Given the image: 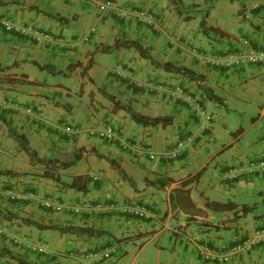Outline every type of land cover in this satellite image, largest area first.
Instances as JSON below:
<instances>
[{
	"label": "crops",
	"instance_id": "1",
	"mask_svg": "<svg viewBox=\"0 0 264 264\" xmlns=\"http://www.w3.org/2000/svg\"><path fill=\"white\" fill-rule=\"evenodd\" d=\"M109 1H114L116 7L110 6ZM29 6L73 18L61 22L36 13ZM121 10L149 12L155 18L154 24L146 25L134 17H122L118 14ZM4 21L22 28L24 34L7 31ZM201 21L216 29H209L204 34ZM169 28L178 31L171 33V40L162 41V35ZM40 29L48 32L50 38L37 35L36 30ZM117 37L138 41L157 61L186 65L201 74V79L195 81L155 68L133 48L113 50L116 61L121 60L133 75L137 70L136 62L143 61L138 72L140 78L135 76L137 79L181 84L185 94L211 115L208 129L199 131L193 107L185 98L170 99L163 92L137 88L112 72V64L103 71L108 75L106 93L142 114H169L172 123L142 126L122 109L115 108L106 97L108 114L102 113L103 121H108L121 133L125 145H121V140L90 137L87 129L82 130L81 124L89 120V105L97 102L91 104L89 99L84 101L81 97L75 101L73 95L93 91L86 78L94 79V75L100 73L94 67V55L100 52L101 44H110ZM192 39L197 41L193 43ZM244 39L254 49L264 50V0H178L177 7L168 0H0V116L5 119V122L0 121V170L15 172L0 173V211L12 212L46 226H86L107 232L88 235L38 228L0 214V264H85L81 258L70 256L69 251L102 248L112 250L110 257L100 262L87 260V264H125L126 251L121 246L125 239L149 233L160 235L166 230L170 231L173 245L177 240L183 249L168 250L169 254L159 258L157 264H213L202 259L199 244L229 251L234 244L264 226V172L241 171L246 162L241 156L234 157L235 164L229 163L231 156L226 153L232 142L230 145L221 143L219 152L213 153L208 148L207 161L197 163L196 167L192 163V158L199 153L203 136L216 139L227 134L225 126L214 119L215 110L221 104L207 99L198 84L207 86L213 94L220 96L225 106H229L230 100L243 102L233 92V85L245 82L254 104L259 105L264 114L261 101L264 97L256 99L252 87L259 89V84L264 82V62L235 68L215 66L210 62L243 49ZM6 53L10 60L2 59ZM33 62L50 65L54 73L39 69ZM86 62L91 64L81 74ZM68 65L70 70L66 71ZM58 70L60 72L56 73ZM57 75L72 80L78 90L70 87L71 83L65 78H55ZM250 78L255 85L251 84ZM93 99L103 101L95 95ZM28 108L33 112H28ZM38 112L43 115L39 116ZM6 125L23 131L38 156L70 162L65 168L54 169L57 180L43 175L46 168L37 163L24 168L12 167L11 161L18 150L16 142L6 133ZM161 132L164 137L173 135V138L166 141L162 150L152 153V140H157ZM175 138L186 140L185 151L175 159L162 157L160 154L171 148ZM2 152L6 156H2ZM109 158L124 176L110 164ZM229 165L240 169L237 177H227ZM197 169L201 173L193 178ZM93 174L99 178L94 180ZM182 182L186 184L182 185ZM70 183L72 185H66ZM177 185H192L197 204L207 209L211 217L183 215L170 197V189ZM10 189L23 192V195L34 192L36 196L12 200L8 196ZM44 200L58 203L62 208L46 209L41 206ZM207 200L232 201L245 204L251 210L230 219V211L208 209L205 206ZM98 201H113L118 207L100 211L82 209L79 213L71 210L72 206L80 207L84 202L94 205ZM131 203L144 204L150 216L137 218L122 212L120 206ZM222 217L224 219L220 221ZM171 222H174L173 228H170ZM114 228L129 230V233L120 237L124 238L122 241H116ZM13 236L57 249L34 252L27 244H13L10 239ZM144 245L141 244V248ZM119 250L124 251L120 253ZM214 264H264V241L248 251L232 253L226 263Z\"/></svg>",
	"mask_w": 264,
	"mask_h": 264
},
{
	"label": "rangeland",
	"instance_id": "2",
	"mask_svg": "<svg viewBox=\"0 0 264 264\" xmlns=\"http://www.w3.org/2000/svg\"><path fill=\"white\" fill-rule=\"evenodd\" d=\"M181 24H183V22ZM186 25L187 23L184 22V26ZM173 31L176 32L178 30L177 29L172 30L171 28H169L168 32L162 35L164 37V38H161L162 41L171 40V33ZM195 41H197V39L195 40L192 39L193 43H195ZM100 52L102 51L100 50ZM100 52L94 55V58L96 60L94 67L96 69V72L99 71L100 73H98L97 76L94 75L95 76L94 79L90 77L86 78L87 83L93 86V91L88 92L85 90L83 95H80V93L78 94V92H75V94L73 95V98L75 99V101H77L78 97H81L84 101L89 99L88 101H90L91 104H94L95 102H97V104L93 106L89 105L90 109L87 114V116H89V120L81 124V128L83 131H85V129H88L89 127H92V126L96 127L97 125L101 124V122L104 120L103 114L104 113L108 114V104H107L108 101H107L106 96L102 93V91L107 92L108 90L107 83H106V81L108 80V75H105L103 71L105 72L112 64L113 66L111 68H114L115 64L122 63L121 60L116 61V52H113V51L108 52V53H100ZM9 58L10 57L8 53L4 54V56L2 57L3 60H10ZM145 61L148 62L147 60ZM90 64L91 63L89 62L85 63V66L82 67L81 69V74L85 73V70L90 66ZM135 65L137 67V70L135 71L134 76L138 77L139 75L138 72L143 67L142 66L143 61L136 62ZM43 70H46V69H43ZM67 70H70V68H66V71ZM43 76H45V74ZM55 78H65L64 80L66 82L71 83L70 87H72L75 90H78V85H74L72 80H68L66 79V77H62L61 75H57ZM249 80L252 82L251 83L252 85H255V82L253 79L250 78ZM259 85H261L260 86L261 88L259 89H257L256 86H255L256 88L252 86L254 89L253 96L256 99L261 98L262 96L264 97L263 95L264 82H262ZM248 86L249 85L245 84V82H242L240 84L236 83L233 85V89H234L233 92L235 93V95L239 96L243 102L235 103L236 101L230 100L229 106H225V103L223 102L221 106L217 110H215L216 114H215L214 119L215 121H220L225 126L227 134L225 135L221 134L217 136L216 139H212L210 138V136L202 137V141L199 144V147H200L199 153L197 154L196 158H192L193 159L192 163H194L195 167L198 165L197 163H200L202 161H207L208 154H209L208 148H210V150L213 153L219 152L218 149H222L221 143H226V145H230L232 142V144L230 145L231 147L228 150V153H226L231 156L229 157V163L231 164H235L234 157L236 156L244 157L243 160L247 161L248 159H254V160L258 159V155L264 154V114L261 113L260 106L254 104L253 97L251 96L252 95L251 90L248 88ZM231 90L232 89H230V91ZM94 95L103 101H100V100L96 101L95 99H93ZM168 97L170 99L177 98V97H171V96H168ZM261 101L264 103V98ZM208 127L209 126H207V129ZM170 138L172 139L173 135L171 136L168 135V137L166 136L164 137V135L161 132L157 140L155 139L152 140L151 152L152 153L156 152L157 149L162 150L165 146L166 141L169 142ZM16 146H17L18 151L15 153V158L11 161L12 167L13 166L16 167L18 165L19 168H24V167H27L29 164L30 165L36 164V163H32L28 159V156L26 155V153L22 151L18 147V145ZM2 156H6L4 152H2ZM208 167L210 169L212 168L211 163L209 164ZM53 172L56 173V171H53ZM194 195L196 199H198L196 190H194ZM173 225H174V222H171L170 228ZM158 228H159V225L156 224V229ZM113 232L115 233V235H117L115 240L122 241L124 238H120V237L122 235H126L127 233H129V230H125V229L121 230V229L114 228ZM169 234H170V231L166 230L160 235L152 236L151 233H149L145 235H137L133 239H125L121 243L122 244L121 246H123V249H125L126 251L125 257H124V263L125 264H157V260L159 258H163L166 256V254H169L168 250H182L183 247L179 243V241L176 240V243L174 242V245H173V238ZM141 244L144 245L142 248H141ZM157 245H162L164 248H159ZM50 246L48 248L50 251L52 249H57L54 246H51L52 248ZM123 251L119 250L120 253H123ZM81 260L82 261L84 260L83 262L87 264V259H81ZM211 263L214 264V262H211Z\"/></svg>",
	"mask_w": 264,
	"mask_h": 264
},
{
	"label": "built area",
	"instance_id": "3",
	"mask_svg": "<svg viewBox=\"0 0 264 264\" xmlns=\"http://www.w3.org/2000/svg\"><path fill=\"white\" fill-rule=\"evenodd\" d=\"M108 4L112 7H116L114 1H109ZM121 15H128L130 17H134L137 21L146 23V24H153L154 23V16L149 12L144 11H136L131 10L128 12L126 10H121L119 12ZM5 27L8 30H15L23 33V29L20 27H13L12 25L5 22ZM36 34L42 36L44 38H50L48 34H44L41 31L36 30ZM211 64L215 66H220L224 68H235L239 67L240 65L246 64H253V63H260L264 62V50H256L254 49L247 39L243 40V49H239L234 53L227 54L225 56L212 59L210 60ZM118 74L123 77H130L132 76V72L129 70H125L121 65H116L114 68ZM132 81L138 86L148 89L149 91L152 90H162L166 92L171 97H183L185 101L188 102L192 107L195 114V117L198 121L199 131H205L207 126L211 120V115L206 112V110L200 106L196 101H193L192 98L185 94L184 87L180 84H166V83H156L153 81H146L140 82L135 79ZM30 111V109H27ZM42 115V113H40ZM88 135L93 138L101 139V140H121V133L117 131L111 124L102 123L97 127H91L88 129ZM121 145H125L124 142L121 140ZM186 147V142L182 139L176 140L172 145L171 148L164 154L163 157L174 159L179 157ZM243 172L247 173H256V172H264V156L258 159H248L245 162L243 167ZM240 169L230 166L227 170V177L228 178H235L238 176ZM95 179L98 176H94ZM10 193V197L12 199L15 198H25L26 196L12 194ZM29 197H32L33 194L29 193ZM43 206L48 209L52 210H60L62 208L61 205L54 203L52 201H44ZM118 206L114 202L110 203H102L97 202L94 205H91L88 202H84L80 207L76 206L73 207L72 210L75 213L80 212V210H111L116 209ZM120 209L122 212L133 215L137 218H143L150 216L148 209L142 203H131L126 205H121ZM264 241V227H260L254 230L250 235L245 237L243 240L239 241L238 243L234 244L229 251H225L223 249L214 248L209 246L205 243L198 245L199 254L205 261H211L215 263H226L230 259V255L232 253L240 252V251H248L253 246L261 243ZM13 242L17 244L26 243L24 238H13ZM32 251H39L42 253L47 252V247L45 244H28ZM112 250L109 248H102V249H84L78 252L70 251L69 255L77 256L81 259H87L91 262H100L110 257Z\"/></svg>",
	"mask_w": 264,
	"mask_h": 264
},
{
	"label": "trees",
	"instance_id": "4",
	"mask_svg": "<svg viewBox=\"0 0 264 264\" xmlns=\"http://www.w3.org/2000/svg\"><path fill=\"white\" fill-rule=\"evenodd\" d=\"M173 6L177 7V3L178 0H168ZM29 9H32L34 12L36 13H41L43 15H45L46 17L49 18H54L58 21L61 22H67L68 20L72 19L73 16H63L60 15L58 13H52L48 10H44V9H39L36 6H29ZM201 27L203 29L204 34H207V30H213L216 29L214 27H209V26H205L203 24V21L200 22ZM40 31H42L40 29ZM222 34V33H221ZM223 35V34H222ZM119 48H133L135 49L138 54L145 58L148 59V61L155 67L158 69H162L164 71H168V72H175L181 76L190 78L192 80L198 81L201 79V74L195 72L194 70H192L191 68L187 67L186 65H180V64H174L171 63L169 61H165V62H160L157 61L156 59H154L149 52H147L143 46L136 40L131 39V38H123V37H117L115 38L112 43L110 44H101L99 46V50H101L102 52L108 53L111 52L115 49H119ZM37 67L39 69H46L48 72L54 73L52 71V68L50 67V65L48 64H39L34 62ZM88 65V64H87ZM69 68V65L67 66ZM60 71L58 70L56 73H59ZM200 89L204 92V94L206 95V98L220 103H223V100L220 98V96L213 94L212 91L205 85L203 84H198ZM102 93L108 97L111 102L114 103L115 108L118 109H122L124 112H126L130 119L133 120L135 123H138L142 126H146V125H156L159 124L161 126H166V125H170L172 123V116L169 114H158V115H147V114H142L140 112H137L135 110H133L131 108V106L128 103L125 102H119L117 99L114 98L113 95H110L108 93H106L105 91H102ZM0 121L5 122L4 117L0 116ZM6 133L9 137H11L16 144L18 145V147L24 151L26 153V155L28 156V159L32 162V163H37L40 165H43L46 170L43 172L45 176L48 177H52L53 179L57 180L58 176L55 174L54 169L55 168H65L69 165L70 162H64L61 160H58L56 157H47V156H38L37 152L35 151V149L31 148L28 142V139L25 135V133L23 131H18L13 129L11 126L6 125ZM109 162L112 166L115 167L116 170H119L122 173V176H124L123 171L119 168L118 165H116L114 163V160L112 158H109ZM201 170H199L198 172H196L192 177L196 178L199 174H200ZM0 173H15V172H11L10 170H5L2 171L0 170ZM23 174L24 172H20L19 174ZM129 182L131 184H133L132 180L129 178L128 179ZM186 184L185 182H182V185ZM66 185H72L70 184H66ZM170 197L171 200L173 202V195L172 193H170ZM205 206L212 210V211H230V219H235L238 218L240 216L245 215V213H247L248 211L251 210V207L245 205V204H237L235 202L232 201H214V200H207L205 202ZM173 205L175 206L174 202ZM0 214L8 219H19L22 220L23 222H25L26 224H33L38 228H52V229H57L63 232H72V233H86L88 235H102V234H106L107 232L103 229L100 228H90V227H86V226H73V225H65V226H61V225H43L40 223H37L34 220H31L29 218L26 217H21L15 213L12 212H8V211H0ZM224 218H220L219 220L222 221ZM206 221V220H203ZM208 221V220H207ZM206 221V222H207ZM2 250V249H0ZM3 252V251H1Z\"/></svg>",
	"mask_w": 264,
	"mask_h": 264
},
{
	"label": "water",
	"instance_id": "5",
	"mask_svg": "<svg viewBox=\"0 0 264 264\" xmlns=\"http://www.w3.org/2000/svg\"><path fill=\"white\" fill-rule=\"evenodd\" d=\"M176 208L185 216L210 218L207 209L199 206L193 196V186H173L170 189Z\"/></svg>",
	"mask_w": 264,
	"mask_h": 264
},
{
	"label": "clouds",
	"instance_id": "6",
	"mask_svg": "<svg viewBox=\"0 0 264 264\" xmlns=\"http://www.w3.org/2000/svg\"><path fill=\"white\" fill-rule=\"evenodd\" d=\"M118 14L121 15L120 13H118ZM121 16H122V17H125V16H128V15H125V16H124V15H121ZM129 17H130V16H129ZM154 19H155V18H154ZM135 20H136V19H135ZM136 21H137V20H136ZM154 21H155V20H154ZM5 22H7L8 24L12 25L13 27H18V26H15V25H13L11 22H8V21H4V22H3V25L5 24ZM138 22H139V21H138ZM140 23H142V22H140ZM142 24H146V23H142ZM153 24H154V23H153ZM153 24H146V25H151V26H152ZM4 28L6 29L5 25H4ZM6 30H7V31H11V32L21 33V32H19V31H15V30H13V29H12V30H8V29H6ZM37 31H40V30H37ZM41 32H43V31H41ZM43 33H44V34H48V35L50 36V34H49L48 32H43ZM21 34H24V32L21 33ZM25 34H27V33H25ZM116 65H121L125 70H129V71L132 72V70H131L129 67H126L124 64L122 65V63H118V64H116ZM116 65H115V66H116ZM115 66H114V68H115ZM114 68H111V71H112V72L116 73V75H117V76H120L121 78H126L127 80H129L130 83H132V84H133L134 86H136L137 88L146 89V88H143V87H138V86L132 81V79H135V80L140 81V82L153 81V82H156V83H163V84L165 83L164 81H154V79H150V78L147 79V80L137 79V78L133 75V72H132V76H131V78H130V77H123V76H121L120 74H118L116 71H114ZM166 84H169V83H166ZM174 84H175V83H174ZM176 84H179V83H176ZM180 85H181V84H180ZM146 90H148V89H146ZM148 91H149V90H148ZM149 92H163L164 94H166L167 96H169L166 92H164V91H162V90H152V91H149ZM177 98H180V97H177ZM28 109H30V108H28ZM28 112L32 113L33 110L30 109V111H28ZM40 113H43V112H38V115H39V116H42L43 114L40 115ZM102 123H108V121H102L101 124H102ZM197 123H198V121H197ZM101 124H99V125H101ZM108 124H109V123H108ZM99 125H97V126H99ZM111 125H112V124H111ZM97 126H96V127H97ZM112 126H113V125H112ZM92 127H95V126H92ZM113 127H114V126H113ZM89 128H91V127H89ZM89 128H88V129H89ZM198 128H199V127H198ZM88 129L86 130L87 133H88ZM117 131H118V130H117ZM88 136H89V135H88ZM176 140H178V139H176ZM176 140H175V141H176ZM182 140H184V139H182ZM106 141H107V140H106ZM108 141H116V140H108ZM175 141H174V142H175ZM184 141L186 142V140H184ZM174 142H173V143H174ZM173 143H171V145H172ZM171 145H170V146H171ZM185 149H186V147H185ZM185 149H184V151H185ZM184 151H183V152H184ZM166 152H167V151L161 153L160 155L162 156V154H164V153H166ZM162 157H163V156H162ZM174 159H175V158H174ZM94 176H98V178H99V175L93 174V175H92V178H93L94 180H95ZM98 178H97V179H98ZM9 192H11L12 194L23 195V192L17 193V192H13L12 189H10V190H8V196H9L10 199H12V198L10 197V193H9ZM27 193H28V194H29V193H32V194H33V196H32L31 198H35V196H36V195L34 194V192H26V195H23V196H26L25 198H20V197H18V198H15V199H18V200H19V199H27V196H28ZM29 198H30V197H29ZM15 199H12V200H15ZM44 201H47V200H44ZM44 201L41 202V206H42V207H44L43 204H42ZM48 201H49V200H48ZM52 202H53V201H52ZM98 202L108 203V201H98ZM112 202H113V201H112ZM54 203H55V202H54ZM96 203H97V202H96ZM57 204H58V203H57ZM59 205H60V204H59ZM143 205H144V204H143ZM73 207H76V206H72V207H71V210H72ZM44 208H45V207H44ZM46 209H48V208H46ZM72 212H74V211L72 210ZM74 213H75V212H74ZM78 213H79V212H78ZM126 214H127V213H126ZM129 215H130V214H129ZM131 216H133V215H131ZM262 227H264V226H262ZM257 229H258V228H257ZM13 238H24V237H22V236H13V237L10 238L13 244H17V243H14V242H13ZM24 239H25V238H24ZM25 240H26V239H25ZM23 244H27V245H28V244H33V243H31V242H27V240H26V243L17 244V245H23ZM37 244H40V243H37ZM45 245H46V244H45ZM46 247H47V252H48V251H49L48 246L46 245ZM29 248H30V247H29ZM31 251H32V250H31ZM71 251H73V250H71ZM34 252H39V251H34ZM69 252H70V251H69ZM74 252H78V251H74ZM41 253H42V252H41ZM70 256H71V255H70ZM76 257H77V256H76ZM78 258H79V257H78Z\"/></svg>",
	"mask_w": 264,
	"mask_h": 264
}]
</instances>
